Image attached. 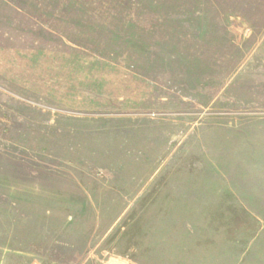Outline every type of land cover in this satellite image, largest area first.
<instances>
[{
	"label": "rangeland",
	"instance_id": "obj_1",
	"mask_svg": "<svg viewBox=\"0 0 264 264\" xmlns=\"http://www.w3.org/2000/svg\"><path fill=\"white\" fill-rule=\"evenodd\" d=\"M112 259L264 264V0H0V264Z\"/></svg>",
	"mask_w": 264,
	"mask_h": 264
},
{
	"label": "crops",
	"instance_id": "obj_2",
	"mask_svg": "<svg viewBox=\"0 0 264 264\" xmlns=\"http://www.w3.org/2000/svg\"><path fill=\"white\" fill-rule=\"evenodd\" d=\"M119 257H120V256H119ZM112 260H113V259H112ZM112 260H111V261H112ZM114 261H116V260H113L112 263H114V264L118 263V262H114ZM119 264H120V263H119Z\"/></svg>",
	"mask_w": 264,
	"mask_h": 264
}]
</instances>
